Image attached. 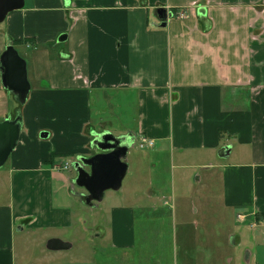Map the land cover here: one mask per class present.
I'll return each mask as SVG.
<instances>
[{"label":"crops","instance_id":"1","mask_svg":"<svg viewBox=\"0 0 264 264\" xmlns=\"http://www.w3.org/2000/svg\"><path fill=\"white\" fill-rule=\"evenodd\" d=\"M10 45L31 90L22 105L0 70V123L22 117L0 178V264H264V0H25L0 24V59ZM102 136L129 147L127 173L103 250L69 253L76 206L96 203L74 166ZM142 137L155 145L134 172ZM201 240L214 254L196 255Z\"/></svg>","mask_w":264,"mask_h":264},{"label":"water","instance_id":"2","mask_svg":"<svg viewBox=\"0 0 264 264\" xmlns=\"http://www.w3.org/2000/svg\"><path fill=\"white\" fill-rule=\"evenodd\" d=\"M24 6L25 0H0V24L4 23L10 13L22 10ZM157 13L158 18L165 25L168 18L167 11L160 9ZM0 70L4 87L13 93L22 105L25 104L31 90L27 63L20 57L13 45H10L2 55ZM21 130V116L15 120H5L0 123V169L15 151L20 140ZM112 141L114 143L111 146L109 142ZM99 143L101 144L98 145V148L103 153L90 160H80L74 166L78 174L76 185L88 193L85 198L87 204L101 202L107 191L120 190L128 169L124 162L128 146H122L118 139L108 136H104ZM86 167L90 168V172L86 171ZM69 247L68 244L60 240H51L48 243L50 250H62Z\"/></svg>","mask_w":264,"mask_h":264},{"label":"rangeland","instance_id":"3","mask_svg":"<svg viewBox=\"0 0 264 264\" xmlns=\"http://www.w3.org/2000/svg\"><path fill=\"white\" fill-rule=\"evenodd\" d=\"M95 112H96V110H95ZM94 151L99 152L98 149H95ZM131 152L133 155H131L130 161L132 163V167H133L134 172H135L136 165H135L134 161L137 160V157H143V155L146 154L148 151H143L137 145L135 148H133V150ZM158 171H159V173L161 172L160 169H158ZM2 172H3V168L0 170V178L3 175ZM129 172H130V173H128L129 176L126 179V181L124 182V184H125L124 188L127 187L132 182V180L134 178V175L131 178V172L132 171H129ZM161 174H162L161 175L162 184L164 185L163 187H166L168 189L169 184H167V183L171 179L170 170H168L167 173L161 172ZM161 179L159 178L160 181H161ZM111 195H112V191L106 192L105 200H103V202H101V203L96 202V203H94V206H91V207L87 206V205H83V209H82L81 205H78L79 207L76 206V208H75L76 221L75 222L78 223V227L80 228V230L83 231V240H80L79 237L75 236L74 239L76 242H73L75 245V249H73L72 251H69V253L76 254L79 251V248L81 246L84 247V243H86L89 248L98 249V251L103 250V245H106V244L104 243L103 239L98 238L97 235L100 234L99 231H103L109 227V222H108L109 216L107 215V210L112 205V200L110 199ZM208 213H209V208L204 209L199 213L198 217L200 219H203V214L205 217H207ZM213 213L216 216L214 209H213ZM182 222L185 223L186 221L182 219ZM80 230H79V235H80ZM218 231L221 233L220 230H218ZM200 233L203 234V231L202 232L200 231ZM220 233H218V234H220ZM224 239H225V237H224ZM224 239H221V241L218 242L217 246L223 245ZM196 245L197 246H193L192 248L194 251H197L199 253V254H196L199 257L205 253H207L208 255L214 254V250H211V248L208 247V245L205 243L204 240H201ZM221 250H222V254L224 255V251H225L224 247H222ZM100 253H102V252H100Z\"/></svg>","mask_w":264,"mask_h":264},{"label":"built area","instance_id":"4","mask_svg":"<svg viewBox=\"0 0 264 264\" xmlns=\"http://www.w3.org/2000/svg\"><path fill=\"white\" fill-rule=\"evenodd\" d=\"M183 16H184L183 14L180 15V17H183ZM154 145L155 143L152 140H148L147 138H144V137H142L139 142V147L142 150L150 149L154 147ZM244 220H245V216L243 214H237V221L239 223H242ZM263 226H264V221H263Z\"/></svg>","mask_w":264,"mask_h":264},{"label":"flooded vegetation","instance_id":"5","mask_svg":"<svg viewBox=\"0 0 264 264\" xmlns=\"http://www.w3.org/2000/svg\"><path fill=\"white\" fill-rule=\"evenodd\" d=\"M101 138H104L103 136L101 137ZM103 143V142H102ZM114 142H109V145H111L112 146V144H113Z\"/></svg>","mask_w":264,"mask_h":264},{"label":"trees","instance_id":"6","mask_svg":"<svg viewBox=\"0 0 264 264\" xmlns=\"http://www.w3.org/2000/svg\"><path fill=\"white\" fill-rule=\"evenodd\" d=\"M23 42H24V41H23ZM19 43H22V42H19V41H18V42H14L15 45H17V44H19Z\"/></svg>","mask_w":264,"mask_h":264}]
</instances>
